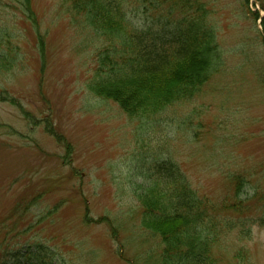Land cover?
<instances>
[{"label": "rangeland", "instance_id": "1", "mask_svg": "<svg viewBox=\"0 0 264 264\" xmlns=\"http://www.w3.org/2000/svg\"><path fill=\"white\" fill-rule=\"evenodd\" d=\"M16 1L0 0L1 35L17 57L0 71V252L38 243L55 264H146L138 257L158 242L140 230L136 189L170 161L217 202L232 201L243 179L242 214L228 212L236 226L217 257L264 264V0L188 2L187 18L198 3L205 10L227 72L148 120H130L89 87L111 44L63 0H28L32 16ZM154 2L122 6L128 20L156 32Z\"/></svg>", "mask_w": 264, "mask_h": 264}, {"label": "trees", "instance_id": "2", "mask_svg": "<svg viewBox=\"0 0 264 264\" xmlns=\"http://www.w3.org/2000/svg\"><path fill=\"white\" fill-rule=\"evenodd\" d=\"M25 2L22 6L32 16L28 0ZM63 2L85 28L111 44L110 53L99 64L97 80L89 87L93 89L96 84L93 91L97 97L118 104L130 120L166 114L174 105L198 97L211 79L227 72L217 41L202 20L205 10L199 3L193 9L196 16L192 19L185 17L190 0H156L160 17L153 22L158 30L152 32L149 24L140 28L138 23L127 19L124 0L123 3L121 0ZM137 8L132 6V10ZM253 16L255 20L258 18L257 13ZM260 25L264 38L263 18ZM1 34L2 31L0 71H3L17 57L12 55L15 47L11 38L7 35L4 39ZM155 170L158 173L154 181L147 187L137 186L136 201L141 211L140 230L151 234L150 238H157L158 245L143 251L138 258L146 264H220L218 248L236 226L228 212L242 214L243 179H235L231 203L225 199L217 202L200 195L185 172L170 161L156 164ZM52 255L38 243H21L1 251L0 264H55ZM244 255L238 251L234 257L242 261Z\"/></svg>", "mask_w": 264, "mask_h": 264}]
</instances>
